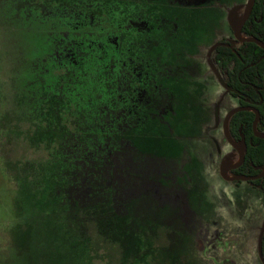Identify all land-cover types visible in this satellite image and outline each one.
Returning a JSON list of instances; mask_svg holds the SVG:
<instances>
[{"label":"rangeland","instance_id":"rangeland-1","mask_svg":"<svg viewBox=\"0 0 264 264\" xmlns=\"http://www.w3.org/2000/svg\"><path fill=\"white\" fill-rule=\"evenodd\" d=\"M247 2L0 0V264H264V191L221 175Z\"/></svg>","mask_w":264,"mask_h":264},{"label":"trees","instance_id":"trees-1","mask_svg":"<svg viewBox=\"0 0 264 264\" xmlns=\"http://www.w3.org/2000/svg\"><path fill=\"white\" fill-rule=\"evenodd\" d=\"M243 36L264 43V0H256L251 16L243 28ZM232 48L222 39L214 51V63L222 75L231 95L238 98L239 107H253L260 113L257 131L264 134V49L253 42L240 43ZM255 114L242 111L229 123L230 135L241 143L245 152L244 162L232 173L236 176H257L264 171V139L254 131ZM253 184L264 191V177ZM264 261V232L261 241Z\"/></svg>","mask_w":264,"mask_h":264},{"label":"water","instance_id":"water-1","mask_svg":"<svg viewBox=\"0 0 264 264\" xmlns=\"http://www.w3.org/2000/svg\"><path fill=\"white\" fill-rule=\"evenodd\" d=\"M255 1L256 0H248L246 8H245L244 15H243L241 21L236 23V25H235L234 37L239 42H242V43H244V42H253V43H256L257 45H259L260 47H262L264 49V43L261 42L260 40L254 39V38H244L242 36L243 27H244V25L246 24V22L250 18V15L252 13ZM242 111H249V112H253L255 114V121H254V124H253L254 131H255V133H256V135L258 137L264 139V134H260L257 131V124H258L259 119H260V113H259V111L257 109L252 108V107H237V108L233 109L232 111H230L227 114V116L225 118V121H224V126H223L224 136H225L227 142L234 149H236L238 151L239 155H240L239 161L235 165L226 166L224 168V170L222 171V173H221L222 177L224 179H226V180H229V181H255L257 179H260V178L264 177V171H263V173L261 175L254 176V177H247V176L229 177V175H228L229 172H231L232 170L238 168L245 160V152H244L243 148H240V147L237 146V144L235 143V141L231 137L230 131H229V123H230L231 118L235 114H237L239 112H242Z\"/></svg>","mask_w":264,"mask_h":264},{"label":"flooded vegetation","instance_id":"flooded-vegetation-1","mask_svg":"<svg viewBox=\"0 0 264 264\" xmlns=\"http://www.w3.org/2000/svg\"><path fill=\"white\" fill-rule=\"evenodd\" d=\"M251 16V15H250ZM247 23V22H246ZM245 26V25H244ZM244 28V27H243ZM242 36H243V31H242ZM244 38H248V37H245V36H243ZM255 39V38H254ZM239 42V41H238ZM262 42V41H261ZM240 43H242V42H240ZM245 43V42H244ZM262 48V47H261ZM239 107V106H238ZM253 108V107H252ZM249 112V111H248ZM226 139V138H225ZM235 141V140H234ZM236 144H237V142H235ZM240 158V157H239ZM238 162V161H237ZM236 162V163H237ZM235 165V164H234ZM237 169V168H236ZM235 170V169H234ZM233 171V170H232ZM263 173V172H262ZM261 173V174H262ZM261 174H259V175H261ZM259 175H257V176H259ZM236 176V175H235ZM240 177H242V176H240ZM247 177H254V176H247ZM263 178V177H262ZM262 178H260V179H262ZM257 180H259V179H257ZM257 180H255V181H257ZM250 182H254V181H250Z\"/></svg>","mask_w":264,"mask_h":264},{"label":"bare ground","instance_id":"bare-ground-1","mask_svg":"<svg viewBox=\"0 0 264 264\" xmlns=\"http://www.w3.org/2000/svg\"><path fill=\"white\" fill-rule=\"evenodd\" d=\"M239 161V160H238Z\"/></svg>","mask_w":264,"mask_h":264}]
</instances>
